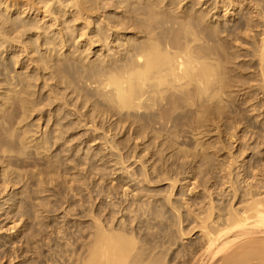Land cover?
Segmentation results:
<instances>
[{"label":"bare ground","instance_id":"1","mask_svg":"<svg viewBox=\"0 0 264 264\" xmlns=\"http://www.w3.org/2000/svg\"><path fill=\"white\" fill-rule=\"evenodd\" d=\"M8 1L9 0H3V1L0 0V47L1 48L4 47V49L7 53L8 52L13 53V55L11 54V56H13V58H14V56H17V54H14L15 52H13L14 51V49H13L14 44H12L13 42H16V45L18 43V46H19V44L23 45V46H21V49H22V47L23 48L25 47L24 52L27 51L26 52L27 54L29 53L33 56L34 53H37L38 55H35V56H41V57H37L36 63H34L35 66L37 65V69L40 66L39 65L40 60H43L45 62V63H43V65L46 66L45 64H47V63L52 64L49 62H51L52 60H55L54 59L55 56H59V57L63 56V59L60 58L61 63H62L61 69H60L61 63L59 61L58 62L56 61L57 65L59 64V66L56 65V62H53V63H55L52 66L53 71L51 69V66H50V68L47 66L46 67L51 70V72L49 71V73H51V76H52V74H54L53 72L56 73V76H55V74L53 75L56 78L52 77L53 79H55L54 80V86L56 83L55 81L57 79V81L58 82L60 81V83L63 81L66 82V84H67L66 86L64 84H60L57 82L58 86L59 85L64 86V87L62 86L63 89L67 90L70 88V86L72 88V89H70V92L68 90H67L68 92L67 91L62 92L63 89L61 91L62 87L60 86L61 88L59 90H56V93H54L53 89H51V87H50L51 91L53 92V94H56V96L54 95L52 98L51 96H49L48 93H46L47 98H46V96L45 97H39V98H41V100H40V99H38V97L36 95L37 91L34 92L35 87H33L34 91L32 90L31 87L33 85H35V83L38 81V78L42 79V76L37 78L35 76V73H33V75H32L34 68L32 69V72H30L29 66H27L28 69L26 68L27 69L26 71L24 70L26 72V74H23L24 72L16 73V71H15L16 69H15L14 70L15 72L14 73L12 72V75H11V73H9L10 68L12 66L11 61L8 60L9 58L6 61L1 60V58H0V152H2L0 154V195H2V193L5 192L7 189L9 191V189L14 187V188H12L13 189L12 191L10 190V192H12V194H10V196L8 195L9 197L4 196V197H6L4 199L5 200L8 199L7 202H9V200H11L10 201L11 202V205H10L11 211H13V212L15 211L16 214H18V212L20 213V211H21V213L18 214V217L16 218V220L17 219L20 220V218H24L23 217L24 215H25V218L27 217L26 220L28 219V217L31 218L30 217L31 215H33L32 217L38 218L41 215V214H39V212L42 213V215H43V212H47L46 214H49L48 212H50L51 209L47 208L48 207L47 205L50 206V204H52L50 202L51 198L48 200V198H49L48 194H50L49 192H50L51 186H52L51 184H53V182L55 180L57 181L61 177L63 178V175H64L63 179H65V173H67L66 171H68V170H66V168H65L64 169L65 171L64 170L62 171L63 173L60 172L61 170H59V168H61L62 165L64 168V164L60 165V163H62L61 159H59L60 155L55 156L54 154H51L50 152L52 151L51 149L54 148V147L52 148V146L53 145L55 146L56 143L58 142V140L59 141H60V139H62V141L65 140L64 139L65 135H67V133H69V131H71L69 129L67 131V129H66V134H65L64 133L65 128L66 127L69 128L70 126L69 125H66L64 127L62 126L64 128V130H63L61 125H59V121H58V124L56 126L55 120H54V124L56 127H53V128L55 130H51L50 128H48L51 131L50 132L47 131L46 128H44V126H45V123H44V126L42 125L43 126V130H42L43 132H41V133L38 132V135H37L35 133L36 131L33 129L34 128L33 123H35V122L34 121L31 122V120H30L31 117L33 116L34 112H36V114H38L37 112L40 111L39 114H42L41 110H45V108L50 104L54 105V102L56 105H59V107H60L62 105L61 100H64V104L69 105L72 103L76 106L77 105L79 106L80 102H82V104H84L85 107H87L86 103L88 105V103H90L92 101V99L89 96L94 95V97L93 96L92 97H93V100L95 103L93 101L92 102L96 105V107L97 106L98 107L96 108L95 105L92 103L93 104L92 108H91V104H89L88 109L90 111L93 109L92 112L94 111L97 113L102 112L104 114V112H106L107 114L109 113L110 116L116 115L117 117L115 116L116 118L114 119V117H113V119H112V120H114V123H115V125H114L115 127L113 126V128L115 129L116 133L120 129V131L122 132L121 135L124 132V134L122 135L124 137L118 141L116 140V144L120 145V146L115 147V139L116 138L114 136L115 135L114 131H112V132H114L112 135L114 138L111 137L114 140V144H113V142H111L112 145L109 144V142L112 140L108 141V143H107L108 139H106V144L107 145L109 144L111 147H113L112 149H115V152L117 151L118 154L122 148L124 149L125 147H128V150L130 153L128 151L127 152H128V154H130L129 156L132 155L135 158L136 157L140 158V156L144 155V153L146 152L145 155L146 154H147V156L149 155L151 157V160H154V161H152V163L155 162L154 163L155 166H154V164H152L154 166V168H152V170H154V171L157 170L158 172L163 174L164 177H163V175L161 177H163L162 181L164 179V182H165V180H169L171 178L169 176L170 171H176L177 169H185V168L190 167L192 169L191 173L194 174L193 178L196 177V179H197V176L199 177V176H203V175L206 176L207 175V177H209L210 180H211V178L214 180L215 185H216V183H218V181L221 178H222V181H223V178H225L226 179L225 182L229 183V184H227V187H226V183H225V187L229 188V189H227L228 192H226V194L224 192V190L226 189L223 186L224 183L220 184V185H222V188L224 189L223 191L221 190L219 185H216V186L217 187L219 186L220 191H217V190H219L217 187H215L214 189L213 188L211 189V187H209V186L205 187L204 192H206L205 190H207V192H206V193H208L207 199H209V200L204 201V199H206V196H205V198L202 200V202H203V204H202V202L200 201V198H199V205L201 202V206H200L201 209L199 208L200 211H196L197 215H194L195 214L193 212L194 208L192 207L193 209L191 212V215L194 213L193 215L196 217L197 223L195 222L196 225H194V223H191V224H193L194 227L192 226L193 228L192 227L187 228V226H185V227H183V225L181 226V223L186 219V217H185L186 215L184 216V213L185 212L189 213L191 211L190 210L191 207L189 206L190 205L189 201L187 199H183L184 197L187 198V196L184 195L186 193V191L184 189H186V188H184V186H182L184 188V189H182V187H181L182 191L183 190L185 191V193L183 194L182 200H185L183 202H184V204L187 205L186 209L189 208V210H185L184 213L181 212V210L179 209V205L175 203L177 197L178 198L180 197V200H181V195L177 196V194L173 193L175 186H176V182L179 181V180L177 181V179L179 177L178 171H177V175H178L177 179L174 176L170 180L171 186H170V190L168 189L169 193L167 194V196H166L167 189H166V191L163 190V192L161 193L162 189L160 191V189L158 190V188H159L158 187L157 190L159 192H157V190L155 191V193H156L155 195H157V196H158L157 193L164 194V192H165L164 195L166 197H164V198L168 201L167 203L169 205L170 204L172 205V206H170V209L172 210V212H175V214L177 215V218L175 216V218L178 219L177 228H176L175 224H173L175 227L172 224L170 226V228L172 227V230L174 229V232H171V229H170V232H167L166 226H164L165 230H163V231L164 232L166 231V234L162 235L163 238L160 239L159 235L157 237H155V235H154V237H155L154 238L153 237L154 231H152V229H151L152 228L151 222L148 224V225H150V226H148L149 227V233L147 232V230H144L142 232L139 231L141 228L143 230L142 226H141V228H139V230H137V228H136L137 225L132 226L135 222V219H136L135 217L137 216L134 214L135 213L134 210H133V212H131V210L134 209L132 206H131L132 208L130 210H129V207H124V205L123 206L121 205L122 208H119V206H118L119 209H115V210L112 208L108 209L107 207H104L102 209L103 212L101 211V209L99 210V211H101V213L98 211L100 213V216L97 215V213L95 212V209H94V211H93L94 217H93V213H91L90 216L93 217L91 219H93L95 223H94L93 227L90 225L92 231H90L91 233L88 234L89 240H84L85 242L83 241L82 251L78 254V250L76 249L77 247L75 248L73 245H72V247H69L70 243L64 242L62 244H59L60 247L59 248L57 247L58 249L56 252H49L48 254L43 255V256H45V261H47L48 264H65V263H67V264H264V133H263L264 129L262 130L260 128L261 132L263 131L262 133H259L260 131H257V132H255V131L250 132L248 130H244V132L242 131L241 135H242V137H244L246 139V141H244V142H246V146H245L246 149L244 151H246L247 149L251 150L254 146H255L254 149L257 147V148H259V150L256 148V150H257L256 155L252 154L251 158L248 159L247 163L242 165L243 167H242V169H240V172H238L236 174L234 173L233 165H232L236 162L235 159L233 161L234 157L231 158L232 159L231 161L230 160L228 161L229 162L228 168H225L227 164L224 163V165L225 164L226 165L224 168L221 167L220 173L216 172L217 167L215 168V171L211 170L210 167L212 166V163H211L212 158L210 156L211 155L210 151H212V149H210V148L213 147V150H215L216 148H214L215 141L213 140L214 144L212 146L213 142H211L209 140L211 138V136L214 134L217 135V137H219L218 135L221 136L222 130H225V129L220 130V127L222 125L221 122L223 121V119H225L224 118L225 114H226L225 112H228V110H229V109L226 110L227 109L226 107L229 106L231 108L230 104H228V103H229L230 99L233 98L234 87L236 89L238 86L237 84L234 83L233 80L237 79L238 84L241 83L244 85V83L240 82L239 79L244 78V77H248L245 75L243 77H239V78L235 79V78H233V75H231L233 79L231 78L230 74H233V73H230V71L234 72V74H235L236 73L234 71L235 67L238 70L240 68V62L238 61L239 62V63L237 62L238 65L236 64V66H235V63L233 62V60H234L233 56L236 57L237 54L234 55L235 51L233 50V48H231L233 50V56H228L230 53V51H229L230 48L228 49V47H230V46H228V42L231 43L232 39L234 40V37H235V39L240 37V35L242 33L241 34H239V33L242 32L243 28L245 29V31H247V34H245V36L249 35L251 32L248 33V31L255 29L256 26H259L258 24H259L260 20L259 21L257 20L258 16L257 15L254 16L255 14H252V13H251L252 16H254L253 18H255V17H257V18L253 19L252 16H249V15H251V14H249L251 12V10L249 9L250 11L247 12V14H249V15H247L248 17H246V15L244 14L246 19L243 20L242 18L244 16H242L241 19H239L236 23H234V27L231 28L230 26L225 25L226 23L222 24L224 26H222L218 23L215 24L213 22V21H215L214 19L212 20V23H214V24L210 23L209 19L211 18V15L209 14V11H208L209 9L208 10L202 9V8H201L202 10L198 9L199 6H198V8L196 7L197 6V0H187L188 3H190V5L187 4V1L184 2L185 0H114V1L112 0L113 2L112 1L107 2L109 4L108 6H110L111 8L113 7L115 9L117 8L118 10L117 9L116 10L118 11V13L116 12L117 14L110 15V17H108L109 15L107 16L108 18L105 20H107L106 22H108L107 23L108 27L107 28L102 27V25H101L97 31V35L99 37H96V38L101 39L104 37L105 34L108 33L109 29H111V31H112V29L116 28L115 32H117V40H120V43L118 44L117 41L115 43H113L114 44V48H113L114 51L111 52L112 54L109 53V54L105 55V57L106 56H114V57H106V58L104 57L103 58L104 55L101 54L102 55V57H101L99 54V56L101 58L100 57L98 58V56H97L96 58H94L95 60H90L88 63L82 64L79 60L82 57L79 59L77 57L79 55H82V52L84 55L85 54L84 52H86L88 50L87 47H89V45L88 46L86 45V47H85V48H87L86 50H84V48H82L83 49L82 52L79 51V50H81V49H79L78 53L79 52L80 53H79V55L77 54V57L74 56L75 54L73 55L72 49H70L71 51L69 50V52L68 51L66 52V50H64L61 53L59 52L58 49L60 47L64 48L66 46L69 48L70 45L75 43L74 42L75 37L72 38V33H71L72 31L69 33L65 29L64 26H67V25H63V22H61L60 17L62 15H60L57 10L53 9V6L50 5V3H48L49 0H36V2L33 0H32V2H31V0L25 1L26 3H28V4H26L27 5L26 6L27 12L25 11L26 12L25 14H23L24 13L23 10H25V9H23L21 11V9H19L20 7L18 8V6L20 5L22 0L21 1L15 0L16 2H13V3H12V1H14V0H12L11 3ZM57 1H58V3L61 4V7H62V4L64 3V1H62V0H57ZM72 1L73 2H71L70 4L67 1L66 6H69V8L73 6L75 8L74 16H73L74 19H77V17L81 18L82 15L79 16V14H78V12H80L81 10L83 13V11L84 12H86V11L89 12L90 10L94 11L96 8L99 9L98 7L101 8V6L105 7V8L108 7V6H106L107 3L99 2V0H97V2H96V0H89L90 1L89 5L86 4L87 3L86 0H72ZM89 1H88V3H89ZM182 1L184 2V4H186V6H187L186 9L183 6H180ZM221 1H223V0H221ZM242 1L243 0H229L228 2H229V5H231L230 7L234 8V7L239 6L238 4L240 2L242 3ZM250 1L251 0H249V2H248L249 5H251ZM253 1H255L253 3L256 6V3H257L256 0H253ZM200 2L198 4H200ZM216 2L217 1H215L214 5H217ZM100 3H102V4L100 5ZM204 3H206V1H204ZM246 3H247V0H246ZM209 4H211V3H209ZM218 4H219V2H218ZM54 6H56V5H54ZM58 6H60V5L58 4ZM63 6H65V5H63ZM226 6H228L227 3L225 5V7ZM23 7H24V5H23ZM26 7H24V8H26ZM179 7L180 8L182 7V9L178 12ZM209 7H211V5H209ZM216 8H217V6H216ZM240 8H239V11H240ZM248 8H249V6H248ZM258 8L260 9L259 5H258ZM66 9L67 8H65V10ZM85 9H87V10L85 11ZM223 9H225V8H223ZM246 9H247V7H246ZM251 9H252V7H251ZM70 10H71V12L70 11L68 12V10H67V12L72 13V9H70ZM234 10H235V8H234ZM260 10H262V9H260ZM15 11H17L18 14L16 13L17 15L13 16V13ZM35 11H37V12H35ZM38 11H39V13H38ZM96 11H94V12H96ZM236 11H238V10H236ZM263 11H264V9H263ZM263 11L260 12L262 18L259 16L261 18V20L263 19ZM257 12L259 13V11H257ZM40 13H44V14L50 13L52 19H54L55 22L58 23V26H59V24H60V26L63 25V26L59 27L57 31H55V35H50L49 34L50 31H48L51 28V26L55 24V22H54V24L52 23L49 26L47 23L48 27H44V26L41 27L39 25V22L37 24V22H35L33 19L29 20L28 18H26L29 16V14H31V15L33 14V16L34 15L36 16ZM210 13L212 14L211 11H210ZM260 14H258V15H260ZM63 15H65V14L63 13ZM42 16H44V15H42ZM84 17H83V19H84ZM65 21H66V19H65ZM67 21H69V20H67ZM67 21H66V23H67ZM85 21H86V18H85ZM45 23H46V21H45ZM88 23H89V21H88ZM262 23H263V20H262L261 24ZM68 24H70V21L68 22ZM93 24H95V23H93ZM99 24H100V22H99ZM107 24H104V26ZM263 26H264V23H263ZM56 27H57V25H56ZM69 27L71 30H73V28L71 26H69ZM52 28H54V27H52ZM82 28H83V25H82ZM85 28L87 29V27H85ZM130 28H132V29H130ZM261 28H260V30H261L260 36L261 35L262 36L260 38L259 43L258 44L255 43L256 46H255V50H254L255 55H257L256 58H258V63L256 60V64L258 66H256L255 64H253V66L254 65L256 66V68H257L256 71L258 72V75H259V77H258L259 80L258 81L255 80L258 82V85H259L258 88L260 87V88L264 89V27L261 26ZM67 29H69V28H67ZM70 29H69V31H70ZM121 30L124 31L125 37L122 35L123 33L121 34L124 38L120 37ZM77 31H75L76 34H78ZM257 31H259V29H257ZM35 32L37 33L36 38H34V37L32 38V35H35ZM224 32L226 35L223 36L222 33H224ZM79 33H82L81 29L79 30ZM129 33H133V34H129ZM254 33H256V32H254ZM257 33H259V32H257ZM23 35L29 36L28 37L29 40L26 42V44H24L25 41H22V39L24 38ZM237 35H239V36L237 37ZM21 36H22V39H21ZM75 36H76V39H79V38H77V35H75ZM80 36L82 37V34ZM225 37H230L231 41H229V40L227 41L226 40L227 38H225ZM83 38H84V35H83ZM88 38H90V37H88ZM93 38H95V35L93 36ZM243 38H244V36H243ZM243 38H241V39H243ZM39 39H41V42L38 41ZM121 39H122V43H121ZM238 39L236 40V43L241 42V39H240V42L238 41ZM89 40H90L89 41L90 43H91V41L93 43V39H89ZM108 40H107V38H105L104 43H105V41H108ZM113 40H114V37H113ZM94 41H95V39H94ZM243 41H245V39ZM19 42H22L23 44L19 43ZM89 42H87V43H89ZM37 43H40V45L45 44L46 46L44 45L45 47L40 48L41 46H39ZM95 43H96V41H95ZM107 43H105L106 44L105 46H107ZM76 44H77V42H76ZM240 44H242V43H240ZM11 45H13V47ZM110 46H111V43H110ZM75 47L77 48V46H75ZM75 47L73 46L71 48H74V51H75ZM102 48H104V47H102ZM77 49H76V51H77ZM227 49L229 51L228 55H226ZM61 50H63V49H61ZM101 50H103V49H101ZM3 52H4V50H3ZM256 52H257V54H256ZM239 53H238L237 57L239 55H241ZM231 54L232 53H230V55ZM4 56H5V54H3L2 57L4 58ZM32 56H31V59H32ZM52 56H53V59H52ZM115 56H117V57L115 58ZM86 57H84V58H86ZM237 57H236V60H238ZM4 59H6V58H4ZM18 60H19V58H18ZM29 60H30V58H29ZM236 60H234V61H236ZM30 62H31V60H30ZM15 64H18V63L15 62ZM232 64H234L233 65L234 67L232 66ZM245 64H247V63L245 62ZM41 66H42V64H41ZM242 66H243V64L241 65V68H242ZM244 66L243 67L245 69L248 68V67H246V65H244ZM57 67H59L58 69H60L61 71H62V69L65 71L64 72L65 74H63V77L65 76V79L60 74L63 71L62 72L59 71L60 73L56 72V70L58 71ZM47 68H46V70H47ZM256 68H254L253 70L255 71ZM13 69H12V71H13ZM35 69H36V67H35ZM39 69L34 70V72L35 71L39 72L40 71ZM245 69H244V74H245ZM241 71H242V69H241ZM239 72H237V73L239 75H241L242 73L241 72L239 73ZM252 72H251V75H252ZM39 73H41V72H39ZM256 73L255 72L253 73L254 77H255V75L257 76ZM36 74L38 75V73H36ZM66 74L70 77L68 80L69 82H67L68 76L66 77ZM246 74H247V70H246ZM79 76L82 78V80L84 79V77H86L85 78L86 80H84L85 83L83 82V84H82L81 78ZM253 76H250V77H252L251 80H253V82H254L253 87L254 86L256 87L255 84L257 82L255 83ZM78 77L80 78L79 81L81 82V84H79L80 83L79 81L77 82ZM90 77H92L94 80L92 78L90 79ZM250 77L248 78L249 79L248 81H250ZM47 78H49V75ZM52 78L48 79V81H46V82L45 81L42 82L44 88L47 89V87H45V86L46 85L48 86L47 82H50V80H51V83L53 84ZM32 79L33 80L37 79V81H34V83H33ZM87 79H88V81H87ZM89 79L91 81L90 83H92V82L94 83V87L89 88V91H87L86 95L85 94L83 95L80 92L83 89V87L85 86L84 84H86V81L89 84ZM43 80H46V77L45 78L43 77ZM71 81L72 82L74 81L77 84H73ZM237 81H235V82H237ZM246 81H247V79H246ZM246 81L243 79V82H245V85L250 83V89H251L252 88L251 81L250 82L247 81L248 82L247 84H246ZM45 83H46V85H44ZM93 83H92V85L91 84H89V85L92 87ZM88 84H86V88L89 87ZM72 85H75V86H72ZM235 85H237V86H235ZM245 85H244V87L246 88ZM37 86H38V84L36 85V89H38ZM49 86H53V85L49 84ZM49 86H48V88H49ZM54 86H53V88L57 89V87L55 88ZM244 87H242V88H244ZM247 87H249V86H247ZM44 88H42L41 89L42 91H40V92L43 93ZM232 88H233V90H232ZM240 89L237 88L236 91L242 92V89L241 90ZM250 89L247 88L246 91H248ZM252 89L257 91L255 88H252ZM236 91H235V94H236ZM246 91H244V93ZM49 92H50V90H49ZM254 93L255 92L253 91V95H254ZM263 93L264 92L262 91V94ZM51 94L52 93H50V95ZM67 94H68L69 98L67 97ZM246 94L248 96V93H246ZM262 94H260V95H262ZM39 95L40 94H38V96ZM58 95H59V98H58ZM95 95L98 97L97 100H95V98H96ZM236 96L239 97L238 95H236ZM54 97H56V100ZM237 97H235V95H234V98H237ZM255 97H256V95H255ZM263 97H264V95H263ZM70 98H72L71 103L69 101ZM89 98L91 101L89 100ZM57 99L60 100L61 103L58 104ZM253 99H255V98L252 97V93H251L250 97L248 96L246 98L245 102L248 101L249 104L252 106V107L250 106L251 108L248 107L247 110L254 108V112L257 111V116H260L262 114L263 115L262 119H263L264 118V111L262 112V109L259 110V108H264L263 106H261V105H264V103L261 102L263 99L258 98L259 100H257L256 102H251ZM78 100H80V102ZM87 100H89L90 102H88ZM235 100H237V99H235ZM43 102L45 104H48V105L44 106L45 104ZM96 102L98 105L96 104ZM237 102L238 101H236L235 104ZM232 103H233V106H236L233 108H237L238 104L235 105L234 102H232ZM40 104L42 105V107L40 106ZM249 104H248V106H249ZM74 105H73V108L70 107V105H69V107L74 109V107H75ZM239 106H240V103H239ZM77 107H76V109H77ZM83 107L84 106H79V108H81V109ZM85 107H84V109H86ZM48 108H49V106H48ZM50 108H51V105H50ZM64 108H66V107H64ZM239 108L237 110H239ZM62 109H63V107H62ZM62 109H61V111L63 113L64 109L63 110ZM81 109H80V111L78 110V113H81ZM56 110H57V108H56ZM235 110L236 109H234V110L231 109L230 112L234 113V115L236 113L235 116H237V114H238V116H237L238 118L235 116L234 117L237 118V123H239V116H241V115H240V113L234 112ZM240 111H241V109H240ZM243 111L244 110L242 109V112ZM64 112H65V114L70 113V112L68 113L67 110ZM75 112H76V110H75ZM92 112H91V114H92ZM71 113H72V111H71ZM48 114H50V112ZM52 114H51V116H52ZM57 115L60 118L62 116V115L59 116V112ZM81 115L82 114H80L78 117L81 118L82 117ZM95 115L94 116L91 115V117L93 116L95 119ZM41 116H38V118ZM44 116H46V113ZM75 116L77 118V115H75ZM97 116H99V115H97ZM227 116H228V114H227ZM227 116H226V119H229L230 117L228 116L229 118H227ZM43 117H41V118H43ZM53 117L56 118V116H53ZM64 117L65 116H63V118L60 119L63 124H64V120H65ZM93 117L91 119L89 116V118L87 117V120L88 121L93 120V124H94V121L96 122V119L94 120ZM232 117H231V119H232ZM234 117L232 119L233 121H231V119H229L230 123L228 120L229 126H226V123H227L226 120L223 121L222 123L225 122V125L223 124L224 125L223 127H229L230 128L233 125L232 122L235 121ZM250 117H251V115H250ZM103 118L106 119V115H104ZM103 118H100V120L102 121ZM107 118H109V117L107 116ZM256 118H258V117H256ZM46 119H47V117L44 120L45 122H46ZM48 119H50V116ZM243 119H244V117H243ZM243 119H241V120L243 121ZM52 120L50 119V121H52ZM80 120H83V119H80ZM97 120H99V118ZM245 120H246V118H245ZM248 120H250V118ZM36 121L38 122V120H36ZM40 121L41 120H39V123H40ZM262 121H263L262 126L264 127V119ZM84 122L87 123L86 120ZM84 122H82V123L84 125H86ZM47 124H49V123H47ZM96 124H97V122L92 127H95ZM116 124H117V126H116ZM230 124H232V125H230ZM36 125H38V124H36ZM36 125H35V129H38ZM74 125H73V127L75 128ZM246 125H247V122H246ZM58 126H60L61 128L59 127V129H58L57 128ZM233 126H235V123ZM236 126L238 127V125H236ZM237 127H235V128H237ZM71 128H72V126L70 127V129ZM99 128H100V126H99ZM109 128L111 129L112 126L111 127L109 126ZM116 128L118 129V131H116ZM229 128L228 129L226 128L227 131L229 130ZM101 129H102V131L103 130L105 131L106 128H102V126H101ZM39 130H40V127H39ZM94 130L96 131L99 129L95 128ZM252 130H253V128H252ZM33 131H35V132H33ZM225 132H226V130H225ZM39 133L41 135H39ZM232 133H233V131H232ZM110 134H111V131H109V134L105 133L104 139H105V135L109 136ZM125 134L127 136H125ZM117 135L118 134H116V136ZM119 135H120V133H119ZM230 135H231V133H230ZM241 135H240V137H241ZM67 140H68V138H67ZM67 140H65L66 145H67ZM106 144H105V146H106ZM215 145H217V144H215ZM251 145H252V147H251ZM103 148H104V146H103ZM67 149H70V147L69 148L66 147L63 151H65ZM98 149H99V147H98ZM209 149H210V151H209ZM256 150H254V151H256ZM101 151H102V149H101ZM122 151L123 150H121V152ZM142 151H145V152H143V153H141V155H139L140 152H142ZM216 151H217V149H216ZM97 152H98V150H97ZM231 153L232 152H230L229 154L231 155ZM240 153H241V151H240ZM114 154H113V156H114ZM121 154L122 153H120V155ZM128 154H127V156H128ZM64 155H65V153H64ZM67 155L69 156V153L66 154V156ZM70 156H71V154H70ZM125 157L126 156H124L123 158H125ZM119 158H120V161L123 159L121 156ZM143 158L137 159L136 161L139 162L140 160H143ZM145 158L147 160L148 157H145ZM63 159H65V157ZM129 159H131V158H129ZM128 160L123 159L121 163H124L125 161L127 162ZM68 161H71V158ZM117 161H119V159H117ZM141 162L144 163V160ZM121 163H120V165H121ZM125 163L122 164L123 168H125L124 167ZM143 163L140 164V166L142 165L141 168L143 167ZM145 163H146V161H145ZM148 164H149V162H148ZM66 167H67V165H66ZM122 167H120V168H122ZM128 167H126L124 171L129 172ZM146 168H147V165H145V169L142 168V170L143 169L146 170ZM238 168H240V166ZM148 169H149V167H148ZM196 169H198V170H196ZM139 170H140V168H139ZM150 171H149V173L151 175ZM154 171L152 173L156 175V173ZM134 172H136L135 169H134ZM145 172H147V170L144 171V173ZM158 172H157V174H158L157 178H159V176H160ZM187 172H189V170H187ZM58 173H61V175H59ZM137 173H138V170H137ZM144 173H141L139 175L140 177H142L141 180L143 179ZM166 173L168 174V176L165 179ZM191 173H190V175H191ZM170 174L172 175V172ZM181 174H182V172H181ZM56 175L58 176V179L56 178L57 177ZM129 175L130 174H128V176ZM240 175H242V178H244V180H243L244 183L241 182L243 185L239 184L240 181H238L239 179L237 178V176L239 177ZM137 176H138L137 174H136V176L131 174V176H129V177H132L133 181H135V183H136L137 181L134 180V177L136 179ZM139 176H138L137 180L140 179ZM144 176L146 177L147 173ZM67 177H68V175H67ZM148 177L149 176H147V178ZM150 177H149V179H150ZM180 177L182 178V175H180ZM147 178L143 179V180L147 181ZM157 178L154 179L155 183H156ZM190 179H192V176ZM150 180H153L152 177ZM150 180H148V182H150ZM210 180H209V183H210ZM146 181L144 183L148 184V182H146ZM157 181H160V179L159 180L157 179ZM197 181L199 182L198 179H197ZM161 182H159V183H161ZM58 183H59V181H58ZM139 183H141V185H142L143 182L140 181ZM170 183H169V185H170ZM191 183H192V181H191ZM201 183H202V181H201ZM132 184H133V182H132ZM153 184L154 183L152 182V185ZM192 184H194V186H191V189L189 187V190H190L189 192H191V197H192L193 188L195 190V189H197V186H198L195 183H192ZM141 185H137V186L139 188H141L140 187ZM149 186L151 187L150 189L152 190V186L151 185H149ZM199 186H201V185L199 184ZM214 186H212V187H214ZM165 187H166V185H165ZM165 187L163 189H165ZM186 187H187V185H186ZM124 188H126V187H124ZM133 188H136V190H138L137 187H133ZM133 188L129 191L134 190ZM143 188H144V186H143ZM143 188H141V192H140V189L138 190L140 192V194L142 193ZM71 189H72V187H71ZM148 189H149V187H148ZM145 190H147V189L145 188ZM151 190H149V191L147 190L148 194L146 192L144 194L142 193V195L147 196V197H148V195H150V197H151V193H153L152 195H154L153 191L150 192ZM8 191H7V193H8ZM124 191H125V189H124ZM44 192H45V194L47 193L46 195L48 196V198L47 197L44 198V196L41 195ZM139 192H138V196H139ZM216 192H218V194H219V196L217 195V197L221 196V198H220L221 200H219V201L218 200L216 201V199H215L214 193H216ZM194 193L195 192H193V194ZM203 193H201V194H203ZM172 195L177 196V197L175 196L176 197L175 201L173 200V198H171ZM134 196H136V194ZM141 196H139V197L141 198ZM147 197H145V199L142 198V202L144 199V202L143 203L141 202L142 204H144L148 201L149 197L148 198ZM37 198H39V199L41 198L40 201H42V202L39 201V203H37L38 202ZM0 199L2 202H5V200L3 201L2 198H0ZM135 199L136 198H133L134 201H135ZM194 199H193V202L195 201ZM151 200H152V198H151ZM155 200H156V197H155ZM191 200L192 199H190V201ZM66 201H68V200H66ZM126 201H127V199H126ZM134 201L133 202L131 201V204H134ZM136 201L138 202V200H136ZM136 201H135V203H137ZM196 201H197V199H196ZM196 201L194 202L195 204L194 203L193 204L195 206H198V205H196L198 203ZM2 202H1L0 207L3 206ZM80 202H82V201H80ZM121 202L122 201H120V203ZM149 202L151 204V201H149ZM152 203H153V201H152ZM157 203H159V201ZM119 204H117V205H119ZM142 204H141V206H142ZM150 204L148 205L149 207H150ZM184 204H182V205H184ZM155 205H158V204H155ZM134 206H136V204ZM141 206L139 207V204H138L137 208H135V209H138V211L136 212V213H138V217H140L139 213L141 210H139V209H141ZM143 206L145 207V211L147 212L148 207H146L145 204ZM143 206H142V209H143ZM160 206H162V205H160ZM7 207L9 208V206H7ZM41 207H43V208L46 207L47 209L45 208L44 210H41ZM114 207L116 208V204H114ZM158 207H159V205L157 206V209H158ZM8 208H6L7 210L5 212L7 214L9 212H11L10 209L8 211ZM106 208L108 210H106ZM124 209H128V213L130 211L129 214H131V213L134 214V218H132V219L129 218V221H127V218L126 219L123 218L124 216H126L125 214H123L125 212ZM92 210L93 209L91 208L89 213H87L86 215H89L90 212H92ZM151 210H153V209H151ZM143 211H144V209H143ZM2 212H4V211H2ZM120 212H121L120 216H123V215L124 216L122 218H120V221H119V218L116 215L118 214V216H119ZM144 212L141 211V216H144V219H145L146 212L145 213ZM159 212L161 213V211H159ZM163 212H164V210H163ZM12 213H10V214H12ZM125 213H127V210ZM143 213H144V215H143ZM16 214H13V215H16ZM20 215H22V216H20ZM147 215H148V213H147ZM19 216H20V218H19ZM161 216H163V214ZM195 217H194V219H195ZM114 218L115 219L117 218L116 221L117 220L119 221L118 227H114L115 226V225H113L114 223L111 222V221L115 222ZM140 218H142V217H140ZM156 219H158V216L156 217ZM160 219H162V218H159V221H160ZM176 219H175V223L177 222ZM191 219H192V217H191ZM26 220H25V222L23 221V223H26ZM166 220L169 221V218L168 219L166 218ZM132 221H133V224H132ZM142 221L139 223H142ZM149 221L150 220L145 221V223L147 224V222H149ZM152 221L154 222V220H152ZM185 221L187 222V220H185ZM191 222H192V220H191ZM137 223H138V221H137ZM161 223H162V221H160L157 224L159 225ZM166 223H168V222H166ZM170 223H173V222H170ZM189 223H190V221H189ZM40 225L42 226V224H40ZM116 226H117V224H116ZM178 226H179V228H178ZM28 227H27V229H28ZM154 228L156 231L157 226L155 227V225H154ZM154 228H153V230H154ZM196 228H198V230L200 231V234L197 233L199 235V237H197V239H195V237H196L195 236L193 240L191 239L189 244L188 243L184 244L186 242L185 240H184L185 242L182 243L181 242V240L183 241L182 236H184V235L187 236V234H189L188 237H191L192 236V235L190 236L191 232ZM30 229H31V227H30ZM30 229H28V230H30ZM158 229H159V227H158ZM175 229H179V231H178L179 235L181 233L180 242H179V238H178L179 235L175 233ZM25 230H26V228H25ZM25 230H23V231L25 232ZM37 230H36V235H37ZM150 230H151V233H150ZM159 231H161V230H159ZM163 231H162V233H163ZM38 232H41V230H38ZM176 232H177V230H176ZM28 233L29 234H27V236L30 235L31 230H30V232L28 231ZM87 233H89V232H87ZM31 234L35 238V236H36L35 233H31ZM177 235H178V237H177ZM33 236H29V240L31 237H32L31 239H33ZM36 238H37V236H36ZM63 238H64V236H63ZM192 238H193V236H192ZM26 240H28V237L26 238ZM29 242H31V240ZM166 242H167V244H166ZM164 243L166 244L165 245L166 247L164 246ZM176 243H179L180 245L182 244V246L178 251L175 249L177 251V253L175 254L176 251H174V249H173V251H169V250H171L172 244L176 245ZM168 244H171V246ZM173 247H174V245H173ZM174 248H176V247H174ZM41 252H43V251H41ZM41 252L38 251V254L41 255ZM168 252L170 255L167 257ZM1 254H0V258L2 256H4Z\"/></svg>","mask_w":264,"mask_h":264},{"label":"rangeland","instance_id":"2","mask_svg":"<svg viewBox=\"0 0 264 264\" xmlns=\"http://www.w3.org/2000/svg\"><path fill=\"white\" fill-rule=\"evenodd\" d=\"M3 1V0H2ZM11 1L12 0H9L8 2H10L11 3ZM16 1H19V0H16ZM15 0L14 1H12V3L13 2H16ZM21 1V0H20ZM25 1H27V0H22L21 1V3H20V5L18 6V8L19 9H21V11L23 10V9H25V10H23L24 11V13L23 14H25L27 11H26V9H27V5L26 4H28V3H26ZM33 1H35L36 2V0H33ZM62 1H64V3L62 4V7H61V4L60 3H58V1L56 0H49V2L48 3H50V5H52L53 6V9H55V10H57L58 11V13L60 14V15H62L61 17H60V19H61V22H63V25H69V26H71L72 28H73V30H71L70 29V27L68 26H64L65 27V29L70 33L71 31V33H72V38H74L75 37V43H73L72 45H70V47L68 48V47H58L59 49V52L61 53V52H63L64 50H66V52L68 51L69 52V50L70 49H72L73 51V55L75 56V57H77V54L79 55V53H78V50L79 49H81V50H79V51H81L82 52V48H84V50H86L87 48H88V50L86 51V52H84L85 54V56L83 55V52H82V55H79L77 58L79 59V58H81V59H79L80 60V62L82 63V64H86V63H88L90 60H95L94 58H96L97 56H98V58L101 56L102 57V55L101 54H103L104 56H103V58L105 57V55L106 54H109V53H111V52H113L114 51V44L113 43H115L116 41H117V43L119 44L120 43V40H117V32H115L116 31V28H114V29H112V31H111V29H109L108 30V33L107 34H105L104 35V37L103 38H101V39H97L96 37H99L98 35H97V31H98V29H99V27L102 25V27H108V22H106L107 20H105V19H107L108 17H110V15H114V14H117L118 13V9L116 10L115 8H111L110 6H108L109 4L107 3V2H109V1H112V0H99V2H104V3H107V5L106 6H108V7H102L101 6V8L100 7H98L99 9H95L94 11H96V12H94L93 10H90L89 12H87L86 10L87 9H85V11L86 12H84L83 11V13H82V10L80 11V12H78V14H79V16L80 15H82L83 17H84V19H83V17L81 16V18L80 17H77V19L79 20H77V19H74L73 18V16H74V10H75V8L72 6V7H70L69 8V6H66V3H67V1H68V3L70 4L71 2H73L72 0H62ZM87 1V3L86 4H90V1L89 0H86ZM88 1H89V3H88ZM114 1V0H113ZM112 1V2H113ZM187 0H185L184 2H186ZM199 0H197V8H198V6H199V8L198 9H209L208 11H209V14L211 15V18L209 19V21H210V23H212V20L214 19L215 21H213L215 24H220V25H222V24H225V25H228V26H230L231 28H233L234 27V23H236L239 19H241L242 18V16H244L242 19L244 20V19H246L245 18V15H246V17H248L247 15H249V14H255L254 16H258V18L257 17H255V18H253L254 16H252V14L251 15H249V16H252V18L253 19H256L257 18V20L259 21V26H256L255 27V29H253V30H251V31H248V33L249 32H251L249 35H246L245 36V34H247V31H245V29L243 28V30H242V32H240L239 34H241L240 35V37H238L239 35H237V37L239 38H237L238 39V41L240 42V39L241 38H243V36H244V38L243 39H241V42L240 43H242V44H240V43H236V40L237 39H235V37H234V40L232 39V41H231V39H230V37H225V38H227L226 40L228 41H231V43H229L228 42V46H230V47H228V49L230 48H233V50L235 51V54L234 55H238V53L239 54H241V55H239L238 57H237V55H236V57L238 58V60H236V57L235 56H233V50L231 49H229V51H230V53H232L231 55H230V53H229V51H228V49H227V54L226 55H228V53H229V55L228 56H233V58H234V60H236V61H234L233 60V62L235 63V66H236V64L238 65V63L240 62V68L237 70V68L235 67V74H234V72H231L230 71V73H233V74H230V76L231 75H233V78H239V77H243V76H248V77H244V78H241V79H239L240 80V82H242V83H244V85H245V82H243V79L246 81V79H247V81L249 80L248 78L250 77V76H253V73L255 72H257L256 70H257V68H256V66H258L257 64H256V60H257V63H258V58H256V56L257 55H255V46H256V44H258L259 43V41H260V38H261V36H260V28H261V26L262 27H264L263 26V23H264V11H263V9H264V0H256V2L258 3H256V6L254 5V3L253 2H255V1H253V0H251L250 1V4L251 5H249L248 4V2H249V0H247V3H246V0L243 2L242 1V3L240 2L238 5L239 6H237V7H234L235 8V10H234V8H231L230 6L231 5H229V0H223V1H221V0H200L199 2H200V4H198L199 2H198ZM204 1H206V3H204ZM215 1H217L216 3H217V5H214L215 4ZM31 2H32V0H31ZM52 2V3H51ZM96 2H97V0H96ZM184 2L182 1L181 2V5L180 6H183V7H185V9H186V4H184ZM218 2H219V4L221 5H219L218 4ZM111 3V2H110ZM209 3H211V4H209ZM226 3L228 4V6H226L225 7V5H226ZM24 5V7H26V8H24L23 7V5ZM58 4L60 5V6H58ZM102 3H100V5H101ZM183 4V5H182ZM187 4L188 5H190V3H188V1H187ZM203 4V5H202ZM248 4V5H247ZM54 5H56V6H54ZM63 5H65V6H63ZM209 5H211V7H209ZM214 5V6H213ZM258 5H259V7H260V9H262V10H260L259 8H258ZM216 6H217V8H216ZM219 6V7H218ZM248 6H249V8H248ZM255 6V7H254ZM206 7V8H205ZM215 7V8H214ZM221 7V8H220ZM241 7V8H240ZM246 7H247V9H246ZM251 7H252V9H251ZM263 7V8H262ZM65 8H67L66 10H65ZM74 8V9H73ZM223 8H225V9H223ZM239 8H240V11H239ZM60 9V10H59ZM70 9H72V13H68L69 11L71 12V10ZM105 9V10H104ZM182 9V7L180 8H178V12L180 11ZM201 9V10H202ZM218 9V10H217ZM245 9V10H244ZM251 10V12L249 13V14H247V12H249L250 10ZM259 9V10H258ZM65 10V11H64ZM67 10H68V12H67ZM234 10V11H233ZM236 10H238V11H236ZM20 11V10H19ZM26 11V12H25ZM93 11V12H92ZM176 11V10H175ZM210 11L212 12V14L210 13ZM217 11V12H216ZM242 11V12H241ZM257 11H259V13L257 12ZM261 11H263V23L261 24V22H262V20H261V18H262V16H261V14H260V12ZM35 12H37V11H35ZM41 12V11H40ZM76 12V11H75ZM117 12V13H116ZM234 12V13H233ZM11 13V12H10ZM17 13V11H15L14 13H13V16H15V15H17L16 14ZM38 13H39V11H38ZM63 13L65 14V15H63ZM68 13V14H67ZM82 13V14H81ZM92 13V14H91ZM22 14V13H21ZM22 14V15H23ZM70 14V15H69ZM245 14V15H244ZM258 14H260V15H258ZM39 15V16H38ZM38 15H34L33 16V14L31 15V14H29V16L28 17H26V18H28L29 20H34L35 22H37V24H38V22H39V25L41 26V27H48L50 24H54V22H55V20L54 19H52V17H51V15H50V13H46V14H44V13H40V14H38ZM42 15H44V16H42ZM109 15V16H108ZM218 15V16H217ZM49 16V17H48ZM65 16V17H64ZM88 16V17H87ZM108 16V17H107ZM261 18H260V17ZM30 17V18H29ZM213 17V18H212ZM25 18V17H24ZM25 18V19H26ZM51 18V19H50ZM85 18H86V21H85ZM91 18V19H90ZM102 18V19H101ZM218 18V19H217ZM65 19H66V21L67 20H69L70 21V24H68V22L69 21H67V23H66V21H65ZM73 19V20H72ZM101 19V20H100ZM103 20V21H102ZM45 21H46V23H45ZM53 21V22H52ZM88 21H89V23H88ZM92 21V22H91ZM65 22V23H64ZM91 22V23H90ZM99 22H100V24H99ZM42 23V24H41ZM47 23H48V26H47ZM82 23V24H81ZM88 23V24H87ZM93 23H95V24H93ZM99 25H98V24ZM214 23H212V24H214ZM91 26H90V25ZM104 24H107V25H105L104 26ZM46 25V26H45ZM56 25H57V27H56ZM63 25H61V26H63ZM73 25V26H72ZM82 25H83V28H82ZM60 26V24H59V26H58V23L57 22H55V24L54 25H52L51 26V28L48 30V31H50L49 32V34L50 35H55V31H57L58 30V28L59 27H61ZM87 27V29L85 28V27ZM89 26V27H88ZM222 26H224V25H222ZM52 27H54V28H52ZM258 27V28H257ZM67 28H69L70 29V31H69V29H67ZM82 30V33H79V30ZM130 29H132V28H130ZM257 29H259V31H257ZM262 29V28H261ZM65 30V31H66ZM78 30V31H77ZM255 30V31H254ZM75 31H77V33L78 34H76V32ZM87 31V32H86ZM91 31V32H90ZM123 30H121V32H120V37L121 38H124L125 37V34H124V31L122 32ZM111 32V33H110ZM113 32V33H112ZM115 32V33H114ZM254 32H256V33H254ZM257 32H259V33H257ZM52 33V34H51ZM123 33V34H122ZM82 34V37L80 36ZM124 36H122V35ZM129 34H133V33H129ZM244 34V35H243ZM253 34V35H252ZM36 35H37V33L35 32V35H32V38L34 37V38H36ZM75 35H77V38H79V39H76V36ZM83 35H84V38H83ZM89 35V36H88ZM92 35V36H91ZM95 35V38H93V36ZM111 35V36H110ZM222 35L224 36V35H226L225 34V32L224 33H222ZM243 35V36H242ZM23 39H22V36H21V39H22V41H25V43L24 44H26V42L29 40V36L28 35H23ZM88 37H90V38H88ZM110 37V38H109ZM112 37V38H111ZM113 37H114V40H113ZM253 37V38H252ZM105 38H107V40L108 41H105V43H107V46H105L106 44L104 43V39ZM257 38V39H256ZM20 39V40H21ZM25 39V40H24ZM89 39H93V43H92V41H91V43L89 42L90 40ZM94 39H95V41H96V43H95V41H94ZM116 39V40H115ZM245 39V41H243ZM259 39V40H258ZM77 40V41H76ZM82 40V41H81ZM86 40V41H85ZM98 40V41H97ZM103 40V41H102ZM257 40V41H256ZM39 42H41V39H39L38 40ZM254 41V42H253ZM76 42H77V44H76ZM85 42V43H84ZM87 42H89V43H87ZM99 42V43H98ZM103 42V43H102ZM235 44H234V43ZM247 42V43H246ZM19 43H22V42H19ZM83 43V44H82ZM110 43H111V46H110ZM121 43H122V39H121ZM256 43V44H255ZM12 44H14V47H13V45H11L12 47H13V49H14V51L13 52H15L14 54H17V56H14V58H13V56H11V54L13 55V53H11V52H6L5 51V49H4V47H0V49L2 50H0V58H1V60H3V61H6L8 58V60H10L11 61V63H12V66H11V68H10V72L9 73H11V75H12V72L14 73L15 71H16V73H19V72H24L23 74H26V70L28 69V67L27 66H29V71L30 72H32V69H33V72H32V75H33V73H35V76L38 78V77H41L42 76V79L41 78H38V81H37V79H35V80H33V83H34V81H37L36 83H35V85H33L31 88H32V90L34 91V89H33V87H35V91L34 92H36V95H37V97H38V99H40L41 100V98H39V97H45L46 96V98H47V94L46 93H48L49 94V96H51L52 98H53V96L55 95L56 96V94H53V92L51 91V89H53V91H54V93H56V90H59L63 85H59L58 86V83H60V81L58 82L57 81V79H56V83H55V86H54V80L55 79H53V78H56L55 76H56V73L55 72H53L54 74H55V76H53L54 74H52V76H51V73H49V71L51 72V70L49 69L50 68V66H51V69H52V66H53V64H55V63H53V62H60L61 63V59L60 58H62L63 59V56L61 57H59V56H55L54 57V59L55 60H52L51 62H49V63H52V64H45L47 67H49V68H47L46 66H44L43 65V63H45L43 60H40L39 61V72H41V73H39L38 71L36 72H34V70H38L37 69V65L35 66V64L34 63H36V58L37 57H41V56H35V55H38L37 53H34L33 54V56L31 55V54H27L26 52H24V48L22 47V49H21V46H23V45H21V44H19V46H18V43H17V45H16V42H13ZM23 44V43H22ZM39 46H41L40 48H42V47H45L44 45H40V43H37ZM85 44V45H84ZM230 44V45H229ZM233 44V45H232ZM253 44V45H252ZM83 45V46H82ZM86 45L88 46L89 45V47H87V48H85L86 47ZM75 47V46H77V48L75 47V51H74V48H71V47ZM110 46V47H109ZM234 46V47H233ZM242 46V47H241ZM18 47V48H17ZM102 47H104V48H102ZM17 48V49H16ZM47 48V47H46ZM96 48V49H95ZM106 48V49H105ZM111 50H109V49ZM235 48V49H234ZM61 49H63V50H61ZM76 49H77V51H76ZM101 49H103V50H101ZM3 50H4V52H3ZM17 50V51H16ZM238 50V51H237ZM71 51V50H70ZM100 51V52H99ZM237 51V52H236ZM58 52V53H59ZM90 52V53H89ZM3 54H5V56H4V58H6V59H4L2 56H3ZM89 54V55H88ZM99 54H100V56H99ZM112 54V53H111ZM256 54H257V52H256ZM21 55V56H20ZM32 56V59H31V56ZM28 56V57H27ZM86 57V58H84V57ZM241 56V57H240ZM49 57V56H48ZM100 57V58H101ZM106 57H114V56H106ZM105 57V58H106ZM117 56H115V58H116ZM3 58V59H2ZM13 58V59H12ZM18 58H19V60H18ZM27 58V59H26ZM29 58H30V60H31V62H30V60H29ZM58 58V59H57ZM25 59V60H24ZM35 59V60H34ZM52 59H53V56H52ZM60 59V60H59ZM89 59V60H88ZM19 61V62H18ZM239 61V62H238ZM244 61V62H243ZM15 62H17L18 64H15ZM23 62V63H22ZM29 62V63H28ZM33 62V63H32ZM57 62H56V65H57ZM238 62V63H237ZM245 62L248 64H245ZM243 64V66L244 65H246V67H248L247 69H245L243 66H242V68H241V65ZM25 64V65H24ZM28 64V65H27ZM41 64H42V66H41ZM253 64H255L254 66H253ZM20 65V66H19ZM34 65V66H33ZM234 64H232V66H233ZM18 66V67H17ZM23 66V67H22ZM57 66H59V64L57 65ZM61 66H62V63L60 64V69H61ZM16 67V68H15ZM35 67H36V69H35ZM234 67V66H233ZM232 67V68H233ZM238 67V66H237ZM14 68V69H13ZM27 68V69H26ZM46 68H47V70H46ZM54 68V67H53ZM59 67H57V69H58ZM254 68H256L255 69V71L253 70ZM12 69H13V71H12ZM16 69V70H15ZM60 69H58V71L56 70V72H58V73H60L59 71H61ZM234 69V68H233ZM232 69V70H233ZM241 69H242V71H241ZM244 69H245V74H244ZM15 70V71H14ZM22 70V71H21ZM25 70V71H24ZM44 70V71H43ZM246 70H247V74H246ZM9 71V70H8ZM43 71V72H42ZM47 71V72H46ZM52 71H53V69H52ZM63 71V72H62ZM62 73H60L61 75H62V77H63V74H65L64 72V70L62 69ZM241 72L242 74L241 75H239L237 72ZM253 71V72H252ZM45 72V73H44ZM239 72V73H240ZM250 74H249V73ZM251 72H252V75H251ZM36 73H38V75L36 74ZM40 74V75H39ZM68 74V73H67ZM66 74V77L68 76ZM239 76H238V75ZM249 74V75H248ZM257 74V76L255 75V77L253 76V79H254V81L255 80H259V75H258V72L256 73ZM47 75V76H46ZM48 75H49V78H47L48 77ZM43 77L45 78L46 77V80H43ZM53 77V78H52ZM80 77V76H79ZM78 77V80H77V82L79 81V79L81 78H79ZM83 77V76H82ZM258 79H257V78ZM50 78H52V81H53V84L51 83V80H50V82H47V84H48V86H49V84L50 85H53L55 88L57 87V89H54L53 88V86H49V88H48V86L46 85V83L44 84V85H46L45 87H47V89L46 88H44L43 87V84H42V82L43 81H48V79H50ZM64 79H65V76L63 77ZM69 76H68V79H67V82H69L68 80H69ZM86 77H84V79L82 80V78H81V82H82V84H83V82H84V80H86L85 79ZM92 77H90V79H91ZM231 78H232V76H231ZM232 78V79H233ZM246 78V79H245ZM256 78V79H255ZM90 79H89V84H91L92 85V83H90L91 81H90ZM93 79V78H92ZM252 79V77H250V81H251V83H252V88H255L257 91H255L254 89H250V83H248V82H250V81H246V84L247 85H245L246 86V88L244 87V85L243 84H238V81H237V79L236 80H233L234 81V83L235 84H237V85H235V86H237V88H241L242 89V92L240 91V92H237L236 90H237V88L235 89V87H234V90H233V88H232V90H233V98L232 99H230V101H229V103L228 104H230V106H231V108L228 106V107H226L227 109L226 110H228V112H225L226 114H225V119H223V121H225L226 120V126H229V123H230V120L229 119H231V117L233 116H235L236 115V113H235V115H234V113H231L230 112V110L232 109V110H234V109H238L239 107V110H235L234 112H237V113H240V115L241 116H239V123H237V116H238V114H237V116H235V117H237V118H235L234 117V119H235V121L234 122H232V124L234 125V123H235V126H233L232 124H230V125H232L230 128L229 127H223L224 125H225V122L224 123H222L221 122V127H220V130H222V129H225L226 130V132H225V130H222V134H221V136L220 135H218L219 137H217V135H212L211 136V138L209 139L211 142H213L212 143V146H213V144H214V141H215V144H217V145H215L214 144V148H216L217 149V151H216V149L215 150H213V147H211L210 149H212V151H210V149H209V151H210V153H211V163H212V166L210 167L211 168V170H213V171H215V168H216V172H218V173H220V170H221V167H225V165H226V167L225 168H228V161L230 160H232L231 158L232 157H234L233 158V161H234V159L236 160V162L234 163V164H232L233 165V170H234V173L236 174V173H238V172H240V169H242V165H244L245 163H247V161H248V159H250L251 158V156H252V154L254 155H256V153H257V150H256V148L254 149V147L251 149V150H249V149H247L246 151H244L245 149H246V142H244V141H246V139L244 138V137H242V131L244 132V130H248V131H250V132H257V131H260L259 133H262L261 132V129L263 130L264 129V127L262 126L263 125V119H262V114L260 115V116H257V111H255L254 112V108H252V109H249V110H247L248 109V107L249 108H251L252 106L249 104V102L248 101H246L245 102V100H246V98L249 96H251V93H252V97L253 98H255V99H253L251 102H256L257 100H259L260 98L261 99H263L261 102L262 103H264V97H263V95H264V93L262 94V91L264 92V89H262V88H258V82L257 81H255V85H256V87L254 86L253 87V80H251ZM15 80V79H14ZM94 80V79H93ZM87 81H88V79H87ZM86 81V84H88V82ZM235 81H237V82H235ZM65 81H63V82H61L60 84H64L65 86L67 85L66 84V82L64 83ZM72 82V81H71ZM80 82V81H79ZM81 82L79 83V84H81ZM73 84H77V83H75L74 81L72 82ZM85 83V82H84ZM38 84V89H36V85ZM86 84H84L85 86L83 87V89L81 90V94H85L86 95V93H87V91H89V88H93L94 87V83H93V86L91 87L89 84H88V86L89 87H87L86 88ZM61 86V87H60ZM72 86H75V85H72ZM247 86H249V87H247ZM50 87H51V89H50ZM64 87V86H63ZM63 87L61 88V91H62V89H63ZM242 87H244V88H242ZM40 88V89H39ZM42 88H44V92L42 93V92H40V91H42L41 89ZM247 88L248 89H250V90H248V91H246L247 90ZM70 89H72L71 88V86H70V88L69 89H67L69 92H70ZM244 89V90H243ZM259 89V90H258ZM48 90V91H47ZM49 90H50V92H49ZM67 90H65V89H63V91L62 92H66ZM67 91V92H68ZM235 91H236V94H235ZM244 91H246L245 93H244ZM251 93H250V92ZM253 91L256 93H254V95H253ZM50 93H52L51 95H50ZM246 93H248V96H247V94ZM38 94H40L39 96H38ZM71 94V93H70ZM240 94V95H239ZM260 94H262V95H260ZM234 95H235V97H237L236 95H238L239 97H237V98H234ZM255 95H256V97H255ZM93 97H94V95H92ZM92 96H89L91 99H92V101L94 102V100H93V97ZM96 96V95H95ZM35 97V96H34ZM67 97H68V94H67ZM55 98V100H56V97H54ZM58 98H59V95H58ZM69 98V97H68ZM90 98H89V100H90ZM244 98V99H243ZM259 98V99H258ZM71 99L72 98H70L69 99V101H70V103H71ZM98 99V97L96 96V98H95V100H97ZM235 99H237V100H235ZM58 100V99H57ZM68 100V99H67ZM89 100H87L88 102H90ZM242 100V101H241ZM74 101V100H73ZM72 101V102H73ZM79 102H80V100H78ZM77 101V102H78ZM90 102V103H88V105L89 104H91V108H92V105L95 103H93V102ZM236 101H238L236 104H238L237 105V108H233V107H236V106H233V103L232 102H234V104H235V102ZM46 102V101H45ZM58 102V104L59 103H61L62 105L59 107V105H56L55 104V102H54V105L53 104H50L51 105V108H50V105H48V104H45L44 102V106H49V108H48V106L45 108V110H41L42 112V114H39L40 113V111H38L37 113L38 114H36V112H34V114H33V116L31 117V122H35V123H33V126H34V130L36 131H33V132H35L37 135H38V132H43L42 130H43V126H44V123H45V126H44V128H46V130L47 131H51V130H55L53 127H56L57 126V124H58V121H59V125H61V127L63 126H66V125H69L70 127L72 126V128L70 129V127L69 128H65V131H64V133L66 134V129H67V131H68V129L69 130H71V131H69V133H67V135H65V137H64V139L65 140H67V138H68V140H67V145L65 144L66 142H65V140L64 141H62V139H60V141L58 140V144L56 143V145L54 146H52V148L53 149H51L52 151L50 152L51 154H54L55 156H59V159H61V161H62V163H60V165H62V164H64V168H63V165H62V167L61 168H59V170H61L60 172H62L65 168H66V170H68V171H66L67 173H65V179H63L64 178V175H63V178L61 177L60 179H58V176L59 175H61V173H58L55 177L58 179L57 181L55 180L54 182H53V184H51L52 186H51V190H50V194H48L49 195V198H48V196L45 194V192L43 193V194H41V195H43L44 196V198H48V200L51 198V200H50V202L52 203V204H50V206L49 205H47L48 207L47 208H50L51 209V211L50 212H48L49 214H46L47 212H43V215H42V213H40L39 212V214H41L38 218L37 217H32L33 215H31L30 217L31 218H29L28 217V219L26 220V218H25V215L23 216L24 218H20V216H22V215H20L19 216V218H20V220L19 219H17L16 220V218L18 217V214H20L21 213V211H20V213L18 212V214H16L15 213V211L13 212V211H11V207H10V205H11V200H9V202H7V200L8 199H4V198H6L8 195L10 196V194H12V192H10V190L12 191L13 189L12 188H14V187H12L11 189H9V191H8V189L5 191V192H3L2 193V195H0V198H2L3 199V201L5 200V202H2L1 201V199H0V205H1V202H2V204H3V206L2 207H0L1 209H0V254L1 255H4V256H2L1 258H0V264H45L47 261H45V256H43V255H45V254H48L49 252H56L57 251V249L60 247L59 246V244H62V243H64V242H69L70 244H69V247H72V245L78 250V254L82 251V248H83V246H82V243H83V241L84 240H89V238H88V234H90L91 232L90 231H92V229H91V226L93 227L94 226V220L93 219H91V218H93L94 217V209H95V212L97 213V215H99L100 216V213H101V211L103 212V208L104 207H107L108 209H119V208H122L121 207V205L123 206L124 205V207H129V210L133 207L134 209H132L131 210V212H133V210H134V214L135 215H137L135 218V222H134V224H133V221H132V226H134V225H137V230H139V228H141V226L143 227V230H142V228L139 230V231H144V230H147V232L149 233V227L148 226H150V225H148L150 222H151V229H152V231H154L153 232V237H154V235H155V237H157L158 235H159V237H160V239L161 238H163V236L162 235H164V234H166V231L167 232H170V229H171V232H174V229L172 230V227L170 228V226H171V224L173 225V224H175L176 225V228H177V223H178V219H176L177 218V215L175 214V212H172V210L170 209V206H172L171 204L169 205L167 202V200L164 198V197H166L167 196V194L169 193V190H170V186H171V183H170V180L175 176L176 177V179H177V176L179 175V177H178V179H177V181L178 182H176V186H175V189H174V191H173V193L174 194H177V196H179V195H181V200H180V197L178 198L176 195V197L175 196H171V198H173V200L175 201V198H176V201H175V203L176 204H178L179 205V209L181 210V212H185V210H189V208L188 209H186V204H184V202L183 201H185V200H182V197H183V194L185 193V191H186V193L184 194L185 196H187V198H183V199H187L188 201H189V206L191 207L190 208V214L188 213V212H185L184 213V216L186 217V219L185 220H187V222L184 220L182 223H181V226L183 225V227H185V226H187V228L189 227V228H191L192 226H193V224H191V223H194V225H196L195 224V222L197 223V220H196V217L194 216V215H197L196 214V211H200V206H201V202H202V200L205 198V196H206V199H204V201L206 200V201H208L209 199H207L208 197V193H206L207 192V190H205L206 192H204V189H205V187H211V189L213 188H215V187H217L216 185H219L220 186V188H221V190L223 191L224 189L222 188V185H220L221 183H224V188H226L227 187V184H229V183H227V182H225V178H223V181H222V178L218 181V183H216V185H215V182H214V180L211 178V180H210V178L209 177H207V175L205 176V175H203V176H197V179L199 180V182L197 181V179H196V177L195 178H193L194 176V174L193 173H191V168L189 167V168H185V169H177L176 171H170L169 172V176L171 177L169 180H165V182H164V179H163V181H162V178L164 177V175L163 174H161L160 172H158L157 170L156 171H154V170H152V168H154V166H155V162L154 163H152V161H154V160H151V157L148 155L147 156V154L145 155V151H142V152H140V154L139 155H141V153H143V152H145L144 153V155H141L140 156V158H135L134 156H129L130 154H128V152H129V150H128V147H125L124 149L122 148L121 150H123L122 152H121V150L119 151V154H118V152L116 151L115 152V149H112L113 147H111L109 144H111V142H113V144H114V140H113V133L115 132V129L113 128V126L115 125V123H114V120H112L113 119V117H114V119L117 117L116 115H114V116H110L109 115V113L107 114L106 112H104V114L101 112V113H97V112H92V110L90 111L89 109H88V105H87V103H86V106L87 107H85V105L84 104H82V102H80V105L79 106H84L86 109H84V107L81 109V108H79V106L77 107L76 105H74V104H69L70 105V107H72L73 108V105L75 106L74 107V109H72V108H70L69 107V105H67V104H64V100H61V102H60V100H58L57 101ZM78 102V103H79ZM232 104H231V103ZM250 102V103H251ZM260 102V103H261ZM47 103V102H46ZM69 103V102H68ZM93 103V104H92ZM239 103H240V106H239ZM249 104V106H248V104ZM42 104V103H41ZM40 104V106L42 107V105ZM96 104H97V102H96ZM235 104V105H236ZM53 105V106H52ZM95 105V104H94ZM98 105V104H97ZM68 106V107H67ZM251 106V107H250ZM261 106H263L264 107V105H261ZM260 106V107H261ZM57 108V110H56V108ZM59 107V108H58ZM62 107H63V109H62ZM64 107H66V108H64ZM76 107H77V109H76ZM90 107V106H89ZM95 107H96V105H95ZM98 107V106H97ZM96 107V108H97ZM103 107V106H102ZM247 107V108H246ZM53 108V109H52ZM90 108V109H91ZM60 109V110H59ZM61 109L63 110V113H62V111H61ZM70 111H69V110ZM80 109H81V113H78V110L80 111ZM240 109H241V111H240ZM242 109L244 110L243 112H242ZM262 109V112L264 111V108H259V110H261ZM67 110V112L69 113V114H65V112L64 111H66ZM75 110H76V112H75ZM89 110V111H88ZM97 110V109H96ZM253 110V111H252ZM256 110V109H255ZM71 111H72V113H71ZM83 111V112H82ZM252 111V112H251ZM46 113V116H44L45 115V113ZM50 112V114H48ZM58 112H59V116L60 115H62L61 116V118H63V116H65L64 118H65V120H64V124L62 123V121L60 120L61 118L60 117H58ZM74 112V113H73ZM91 112H92V114H91ZM53 113V114H52ZM61 113V114H60ZM94 113V114H93ZM254 113V114H253ZM51 114H52V116H51ZM80 114H82L81 116V118L80 117H78ZM96 114V115H95ZM227 114H228V116L230 117H228L227 116ZM230 114V115H229ZM256 114V115H255ZM42 115V116H41ZM71 115V116H70ZM73 115V116H72ZM75 115H77V118H76V116ZM91 115H95V119H96V122H97V124H96V126L95 127H92L96 122L94 121V124H93V120L90 122V121H88L87 120V117L89 118V116H90V118L92 119V117H91ZM97 115H99V116H97ZM104 115H106V119L105 118H103V116ZM250 115H251V117H250ZM38 116H41V117H43V118H41V117H39L38 118ZM49 116H50V119L52 120V121H50V119H48L49 118ZM53 116H56V118L55 117H53ZM102 116V117H101ZM107 116L109 117V118H107ZM116 116V117H115ZM226 116H227V118H229V119H226ZM47 117V119H46V122L44 121L45 120V118ZM233 117H232V119H233ZM243 117H244V119H243ZM256 117H258V118H256ZM38 118V119H37ZM59 118V119H58ZM99 118V120H97ZM100 118H103L102 119V121L100 120ZM245 118H246V120H245ZM250 118V120H248ZM68 119V120H67ZM73 119V120H72ZM80 119H83V120H80ZM93 119H94V117H93ZM94 119V120H95ZM109 119V120H108ZM231 119V121H233ZM241 119H243V121L241 120ZM261 119V120H260ZM36 120H38V122L36 121ZM39 120H41L40 121V123H39ZM54 120H55V124H56V126H55V124H54ZM87 121V123L86 122H84V121ZM228 120H229V123H228ZM254 120V121H253ZM257 120V121H256ZM50 121V122H49ZM81 121V122H80ZM108 121V122H107ZM112 121V122H111ZM261 121V122H260ZM43 122V123H42ZM82 122H84L86 125H84ZM89 122V123H88ZM246 122H247V125H246ZM249 122V123H248ZM47 123H49V124H47ZM70 123V124H69ZM103 123V124H102ZM36 124H38V125H36ZM75 124V125H74ZM100 124V125H99ZM109 124V125H108ZM112 124V125H111ZM224 124V125H223ZM252 124V125H251ZM35 125L37 126V128L38 129H35ZM43 125V126H42ZM52 127H51V126ZM73 125L75 126V128L73 127ZM100 126V128H99V126ZM236 125H238V127L236 126ZM50 126V127H49ZM101 126H102V128H106L105 129V131L103 130L102 131V129H101ZM104 126V127H103ZM109 126L111 127L112 126V128L110 129L109 128ZM116 126H117V124H116ZM246 128H245V127ZM248 126V127H247ZM252 126V127H251ZM39 127H40V130H39ZM42 127V128H41ZM59 127L60 126H58L57 128L59 129ZM60 127V128H61ZM62 127V128H63ZM115 127V126H114ZM223 127V128H222ZM235 127H237V128H235ZM250 127V128H249ZM48 128H50L51 130H49ZM99 129V130H94V129ZM118 128V127H117ZM116 128V131H118V129ZM229 128V130L227 131V129ZM252 128H253V130H252ZM261 128V129H260ZM57 129V130H58ZM234 129V130H233ZM250 129V130H249ZM260 129V130H259ZM63 130H64V128H63ZM111 131V134L108 136V135H105V139H104V134L106 133V134H109V131ZM233 131V133H232V131ZM112 131H114V132H112ZM71 132V133H70ZM108 132V133H107ZM225 132V133H224ZM249 132V133H250ZM39 133V135H41ZM119 133H120V135H121V131H120V129H119V131L116 133L115 132V147H118V146H120V145H117L116 144V140L118 141V140H120V139H122L124 136H122L123 134H124V132H123V134L120 136L119 135ZM230 133H231V135H230ZM264 133V132H263ZM35 134V135H36ZM116 134H118L117 136H116ZM36 135V136H37ZM240 135H241V137H240ZM102 136V137H101ZM108 136V137H107ZM125 136H127L126 134H125ZM111 137H113V138H111ZM217 137V138H216ZM106 139H108L107 140V143H108V141H110V140H112V141H110L109 142V146L106 144ZM245 139V140H244ZM125 140V139H124ZM214 140V141H213ZM219 142H218V141ZM221 140V141H220ZM72 141V142H71ZM62 145H61V144ZM64 143V144H63ZM105 144H106V146H105ZM255 144V143H254ZM61 145V146H60ZM65 145V146H64ZM70 145V146H69ZM112 145V144H111ZM253 145V144H252ZM252 145H251V147H252ZM256 145V144H255ZM64 146V147H63ZM103 146H104V148H103ZM217 146V147H216ZM225 146V147H224ZM69 148L70 147V149H67V150H65V151H63L65 148ZM98 147H99V149H98ZM102 147V148H101ZM219 148V149H218ZM101 149H102V151H101ZM119 149V148H118ZM224 149V150H223ZM256 150V151H254V150ZM258 150H259V148H257ZM69 150V151H68ZM71 150V151H70ZM97 150H98V152H97ZM117 150V149H116ZM254 152H253V151ZM68 151V152H67ZM112 151V152H111ZM128 151V152H127ZM240 151H241V153H240ZM53 152V153H52ZM65 153V155H64V153ZM71 152V153H70ZM100 152V153H99ZM230 152H232L231 153V155L229 154ZM251 152V153H250ZM2 152H0V154H1ZM61 153V154H60ZM69 153V156L67 155L66 156V154H68ZM110 153V154H109ZM114 154V156H113V154ZM120 153H122L124 156H126L125 158H123L124 156L121 154L120 155ZM130 153V152H129ZM70 154H71V156H70ZM109 154V155H108ZM127 154H128V156H127ZM229 154V155H228ZM96 155V156H95ZM108 156V157H107ZM122 157L124 160L126 159V160H128L129 158H131V159H129L126 163H125V165H124V167L126 168V167H128L127 169L129 170V172L127 171H124L125 170V168H123L122 166V164H124V163H121L122 162V160L120 161V158L119 157ZM65 157V159H63ZM67 157V158H66ZM106 157V158H105ZM129 157V158H128ZM144 157V158H143ZM145 157H148L147 158V160H146V158ZM70 158H71V161H68V160H70ZM109 158V159H108ZM135 158V159H134ZM141 158H143V160H144V163L143 162H141V161H143V160H140L139 162L138 161H136L137 159H141ZM230 158V159H229ZM89 159V160H88ZM102 159V160H101ZM117 159H119V161H117ZM153 159V158H152ZM131 160V161H130ZM150 160V161H149ZM213 160V161H212ZM60 161V162H61ZM66 161V162H65ZM86 161V162H85ZM88 161V162H87ZM102 161V162H101ZM130 161V162H129ZM145 161H146V163H145ZM215 161V162H214ZM225 161V162H224ZM141 162V163H140ZM148 162H149V164H148ZM69 163V164H68ZM98 163V164H97ZM119 163V164H118ZM120 163H121V165H120ZM128 163V164H127ZM143 163V167L142 168H144L145 169V165H147V168H146V170H147V172H145L144 173V171H146V170H142V168H141V166H140V164H142ZM158 163V162H157ZM224 163H226L225 165H224ZM92 164V165H91ZM134 164V165H133ZM145 164V165H144ZM152 164H154V166L152 165ZM66 165H67V167H66ZM76 166V167H75ZM104 166V167H103ZM240 166V168H238ZM120 167H122V168H120ZM148 167H149V169H148ZM151 167V168H150ZM213 167V168H212ZM220 167V168H219ZM69 168V169H68ZM137 168V169H136ZM139 168H140V170H139ZM126 169V170H127ZM133 169V170H132ZM134 169H135V171L136 172H134ZM70 170V171H69ZM137 170H138V173H137ZM151 170V171H150ZM187 170H189V172H187ZM196 170H198V169H196ZM239 170V171H238ZM65 171V170H64ZM149 171L151 172V175H150V173H149ZM155 172L156 173V175L155 174H153L152 172ZM177 171H178V175H177ZM144 173V175L147 173V176H151L152 177V179L153 180H150L151 179V177H150V179H149V177L147 178V176L145 177L144 175H143V179H146L147 178V181L146 180H141V178L142 177H140L139 175L141 174V173ZM157 172L159 173V178H157L158 177V174H157ZM172 172V175L170 174ZM181 172H182V174H181ZM224 172V171H223ZM63 173V172H62ZM180 173V174H179ZM190 173H191V175H190ZM128 174H130L129 176H131V174L132 175H135L136 176V174L139 176V180L141 181V182H148V180H150V182H148V184L147 183H142V185H141V183H139L140 181L139 180H137L138 179V176H137V178L135 179V177H134V180H136L137 182L135 183V181H133V179H132V177H129L128 176ZM174 174V175H173ZM67 175H68V177H67ZM97 175V176H96ZM99 175V176H98ZM163 175V177H161ZM180 175H182V178L180 177ZM168 176V174L166 173V176H165V179H166V177ZM191 176H192V179H190L191 178ZM196 176V175H195ZM155 178H157L158 180L160 179V181H157V179H156V183H155V181H154V179ZM185 178V179H184ZM237 178L239 179H237L238 181H240V185H243L242 183H244V178H242V175H240L239 177L237 176ZM168 179V178H167ZM207 179V180H206ZM241 179V180H240ZM195 180V181H194ZM209 180H210V183H209ZM58 181H59V183H58ZM75 181V182H74ZM162 181V182H161ZM191 181H192V183H195L196 185H198L197 186V189H195L194 190V188H193V190H192V197H191V192H189L190 190H189V187H190V189H191V186H194V184H192L191 183ZM197 181V182H196ZM201 181H202V183H201ZM222 181V182H221ZM249 181V180H248ZM74 182V183H73ZM132 182H133V184H132ZM152 182L154 183L153 185H152ZM159 182H161V183H159ZM168 182V183H167ZM207 182V183H206ZM242 182V183H241ZM55 183V184H54ZM150 183V184H149ZM165 183V184H164ZM169 183H170V185H169ZM198 183V184H197ZM209 183V184H208ZM225 183H226V187H225ZM123 184V185H122ZM191 184V185H190ZM199 184L201 185V186H199ZM208 184V185H207ZM55 185V186H54ZM135 185V186H134ZM137 185H141L140 187L141 188H143V186H144V188H143V190H142V193L144 194V193H146L147 192V194H148V191L149 190H151L150 188V186L149 185H151L152 186V190L150 191V192H154V195H152L153 193H151V197H150V195H148V197H149V199H148V201L146 202V203H144L145 205H146V207H148V209H147V212L145 211V207L143 206L144 204H142L143 202H144V199H145V197H147V196H143L142 195V193L140 194V192H141V188H139ZM165 185H166V187H165ZM186 185H187V187H186ZM215 185V186H214ZM54 186V187H53ZM82 186V187H81ZM165 187V189H163L164 187ZM180 186V187H179ZM182 186H184V188H186V189H184ZM212 186H214V187H212ZM219 186L217 187L219 190H217V191H220V188H219ZM71 187H72V189H71ZM124 187H126V188H124ZM129 187V188H128ZM133 187H137L138 188V190L140 189V192L138 191V190H136V188H133ZM148 187H149V189H148ZM154 187V188H153ZM159 187V188H158ZM181 187H182V189H184L183 191H182V189H181ZM199 187V188H198ZM128 188V189H127ZM134 189V190H132V191H129V190H131V189ZM145 188L148 190H145ZM157 188H158V190L160 189V191H161V189H162V191H161V193L163 192V190H165L166 191V189H167V191H166V196L164 195L165 194V192H164V194H159V193H157L158 194V196L157 195H155L156 193H155V191L157 190ZM53 189V190H52ZM124 189H125V191H124ZM169 189V190H168ZM178 189V190H177ZM188 189V190H187ZM199 189V190H198ZM202 191H201V190ZM227 189H229V188H226L225 190H224V192H225V194H226V192H228V190ZM78 190V191H77ZM157 190V192H159ZM7 191H8V193H7ZM52 191V192H51ZM91 191V192H90ZM135 191V192H134ZM144 191V192H143ZM125 192V193H124ZM138 192H139V196H141V198L138 196ZM193 192H195L194 194H193ZM204 192V193H203ZM52 193V194H51ZM199 193V194H198ZM201 193H203V194H201ZM7 194V195H6ZM45 194V195H44ZM136 194V196H134ZM189 195V196H188ZM217 195L219 196V194H218V192H216V193H214V196H215V199H216V201L218 200H221L220 198H221V196L220 197H217ZM4 196H6V197H4ZM8 196V197H9ZM124 196V197H123ZM153 196V197H152ZM160 196V197H159ZM162 196V197H161ZM195 196V197H194ZM197 196V197H196ZM147 197V198H148ZM155 197H156V200H155ZM195 199H194V198ZM203 197V198H202ZM213 197V196H212ZM71 200H70V199ZM127 199V201H126V199ZM133 198H136L135 199V201L136 200H138V202L137 203H135V201L133 200ZM142 198H144L143 199V202H142ZM151 198H152V200H151ZM168 198V197H167ZM189 198V199H188ZM199 198H200V205H199ZM41 199V198H40ZM40 199L39 198H37V203H39V201H40ZM93 199V200H92ZM130 199V200H129ZM190 199H192L191 201H190ZM193 199L196 201V199H197V201L196 202H198L196 205H198V206H195L194 204V202H193ZM35 200V199H34ZM66 200H68V201H66ZM126 202H125V201ZM80 201H82V202H80ZM117 201V202H116ZM120 201H122L121 203H120ZM131 201L133 202L134 201V204H131ZM149 201H151V204H150V202ZM152 201H153V203H152ZM159 201V203H157ZM182 201V202H181ZM40 202H42V201H40ZM130 202V203H129ZM142 202V203H141ZM192 202V203H191ZM120 203V204H119ZM127 203V204H126ZM167 205H166V204ZM194 203V204H193ZM114 204H116V208L114 207ZM117 204H119V205H117ZM136 204V206H134ZM138 204H139V207L141 206V204H142V206H143V209H144V211L146 212V214H145V219H144V216H141V211L142 212H144L143 211V209H142V206H141V209H139V210H141L140 211V213H139V216L140 217H142V218H140V217H138V213H136L137 211H138V209H135V208H137V206H138ZM150 204V207L148 206ZM155 204H158L159 205V207H158V209H157V206L158 205H155ZM182 204H184V205H182ZM202 204H203V202H202ZM5 205V206H4ZM113 205V206H112ZM127 205V206H126ZM160 205H162V206H160ZM193 205V206H192ZM7 206H9V208L7 207ZM73 206V207H72ZM118 206H119V208H118ZM132 206V207H131ZM168 206V207H167ZM114 207V208H113ZM166 207V208H165ZM182 207V208H181ZM185 207V208H184ZM195 209H193V208ZM6 208H8V211H9V209H10V211L11 212H9L8 214L7 213H5L6 212ZM46 207H41V210H44ZM46 208V209H47ZM68 208V209H67ZM91 208L93 209L92 210V212H90V214L89 215H86L87 213H89V211L91 210ZM106 208V210H108ZM165 208V209H164ZM184 208V209H183ZM200 208V209H199ZM101 209V211H99ZM151 209H153V210H151ZM155 209V210H154ZM192 209H193V212L195 213H193L192 215H191V212H192ZM198 209V210H197ZM40 210V209H39ZM54 210V211H53ZM64 210V211H63ZM125 210V212H126V210H127V213H125L124 211V213L123 214H125L126 216H120V214H121V212L119 213V216H118V214L116 215L118 218H119V221H120V218H127V221H129V218L130 219H132V218H134V214H129L130 213V211H129V213H128V209H124ZM163 210H164V212H163ZM2 211H4V212H2ZM7 211V212H8ZM75 211V212H74ZM100 213H99V212ZM159 211H161V213L159 212ZM13 212V213H12ZM107 212V211H106ZM144 212V213H145ZM10 213H12V214H10ZM91 213H93V217L92 216H90L91 215ZM99 213V214H98ZM144 213H143V215H144ZM147 213H148V215H147ZM174 213V214H173ZM198 213V212H197ZM5 214V215H4ZM13 214H16V215H13ZM65 214V215H64ZM68 214V215H67ZM157 214V215H156ZM163 214V216H161ZM166 214V215H165ZM47 215V216H46ZM155 215V216H154ZM173 215V216H172ZM131 216V217H130ZM133 216V217H132ZM148 216V217H147ZM158 216V219H156V217ZM168 216V217H167ZM175 216H176V218H175ZM147 217V218H146ZM164 217V218H163ZM191 217H192V219H191ZM194 217H195V219H194ZM63 218V219H62ZM138 218V219H137ZM159 218H162V219H160V221H162V223L161 224H157V223H159L160 221H159ZM166 218L168 219L169 218V221L170 222H173V223H170L168 220H166ZM173 218V219H172ZM26 220V223H23V221L25 222V220ZM117 219V218H116ZM116 219L114 218V220H115V222H113V221H111L112 223H114L113 225H115L114 227H118L119 226V221L117 220L116 221ZM150 220L149 222H147V224L145 223V221H148V220ZM156 219V220H155ZM175 219L177 220V222L175 223ZM143 220V221H142ZM152 220H154V222L152 221ZM158 220V221H157ZM172 220V221H171ZM191 220H192V222H191ZM196 220V221H195ZM35 221V222H34ZM137 221H138V223L139 222H141L142 221V223H137ZM189 221H190V223H189ZM194 221V222H193ZM91 222V223H90ZM110 222V223H111ZM166 222H168V223H166ZM44 223V224H43ZM93 223V224H92ZM153 223V224H152ZM185 225H184V224ZM189 223V224H188ZM25 224V225H24ZM40 224H42V226L40 225ZM116 224H117V226H116ZM164 224V225H163ZM45 227H44V226ZM91 225V226H90ZM154 225H155V227L157 226V228H156V231H155V228H154ZM163 225V226H162ZM28 227V229H30V227H31V233H35V235H36V230L38 229V230H41V232H38V230H37V238H36V236H35V238H34V236L30 233V235H28L27 236V234H29L28 233V231L30 232V230H28L27 229V227ZM64 226V227H63ZM90 226V227H89ZM164 226H166V231L164 232L163 230H165V227ZM174 226V225H173ZM12 227V228H11ZM148 227V228H147ZM158 227H159V229H158ZM163 227V228H162ZM175 227V226H174ZM194 227V226H193ZM192 227V228H193ZM25 228H26V230H25ZM153 228H154V230H153ZM178 228H179V226H178ZM186 228V229H187ZM34 229V230H33ZM61 229V230H60ZM68 229V230H67ZM71 229V230H70ZM90 229V230H89ZM23 230H25V232L23 231ZM89 230V231H88ZM159 230H161V231H159ZM176 230H177V232H176ZM27 231V232H26ZM34 231V232H33ZM66 231V232H65ZM162 231H163V233H162ZM178 231H179V229H175V233L176 234H178ZM199 230H198V228H196V229H194L192 232H191V234H190V236L192 235L193 236V238H192V236L191 237H188L189 236V234H187V236L186 235H184V236H182L183 238V241L181 240V242L183 243V242H185L184 244H189V242L191 241V239L193 240L194 239V237H195V239H197V237H199V235L197 234V233H199L200 234V231L198 232ZM87 232H89V233H87ZM150 233H151V230H150ZM156 233V234H155ZM59 235V236H58ZM66 235V236H65ZM179 235V234H178ZM178 235H177V237H178ZM29 236H33V239H31L30 238V240H31V242H29L30 240H29ZM45 236V237H44ZM63 236H64V238H63ZM28 237V240H26V238ZM55 237V238H54ZM154 237V238H155ZM181 237V233H180V235H179V242H180V238ZM165 240V239H164ZM185 240V241H184ZM61 241V242H60ZM85 242V241H84ZM166 244H167V242H166ZM165 243H164V246L166 245ZM37 245V246H36ZM168 245H170L171 246V244H168ZM173 245H174V247H176V248H174L173 247ZM55 246V247H54ZM180 246V247H179ZM181 246H182V244L180 245L179 243H176V245L175 244H172V248H171V250H169V251H173V249H174V251H178L180 248H181ZM58 247V248H57ZM166 247V246H165ZM176 249V250H175ZM21 250V251H20ZM165 250V249H164ZM38 251H43V252H41V255H39L38 254ZM168 251V250H167ZM177 251L175 252V254L177 253ZM5 252V253H4ZM77 254V255H78ZM38 255V256H37ZM166 255V254H165ZM170 254H169V252H168V255H167V257L169 256ZM40 257V258H39ZM41 259V260H40ZM40 260V261H39ZM44 260V261H43ZM29 261V262H28ZM37 261V262H36ZM40 263H39V262ZM42 261V262H41ZM44 262V263H43ZM50 263V262H49ZM46 264H48V262L46 263ZM65 264H67V263H65Z\"/></svg>","mask_w":264,"mask_h":264}]
</instances>
